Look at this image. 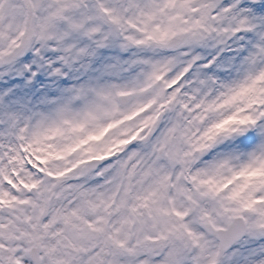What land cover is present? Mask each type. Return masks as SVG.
Returning <instances> with one entry per match:
<instances>
[{
	"label": "snow or ice",
	"instance_id": "obj_1",
	"mask_svg": "<svg viewBox=\"0 0 264 264\" xmlns=\"http://www.w3.org/2000/svg\"><path fill=\"white\" fill-rule=\"evenodd\" d=\"M0 264H264V0H0Z\"/></svg>",
	"mask_w": 264,
	"mask_h": 264
}]
</instances>
